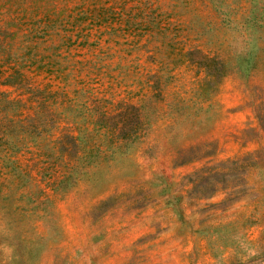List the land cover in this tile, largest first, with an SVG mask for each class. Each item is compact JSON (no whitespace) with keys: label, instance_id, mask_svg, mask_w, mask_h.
Listing matches in <instances>:
<instances>
[{"label":"rangeland","instance_id":"374dc122","mask_svg":"<svg viewBox=\"0 0 264 264\" xmlns=\"http://www.w3.org/2000/svg\"><path fill=\"white\" fill-rule=\"evenodd\" d=\"M0 264H264V0H0Z\"/></svg>","mask_w":264,"mask_h":264}]
</instances>
